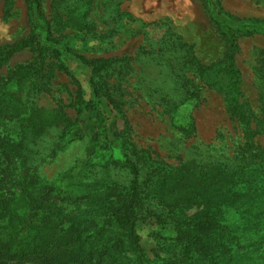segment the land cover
<instances>
[{
    "label": "trees",
    "instance_id": "16d2710c",
    "mask_svg": "<svg viewBox=\"0 0 264 264\" xmlns=\"http://www.w3.org/2000/svg\"><path fill=\"white\" fill-rule=\"evenodd\" d=\"M28 2L42 14V0ZM55 5L58 14L68 12L71 28H94L89 17L79 21L73 5ZM53 20L42 18L29 41L0 48V70L22 47L37 42L41 48L40 67L19 66L0 78V264H152L139 233L144 215L175 230L179 260L170 264H231L240 243H232L237 230L225 216L244 212L262 222L264 164L237 170L196 162L171 167L153 158L130 139L122 103L105 81L114 61L87 62L71 53L62 46L66 23ZM45 43L49 49L41 47ZM48 54L90 67L91 98L79 94L76 120L35 102L48 88ZM107 108L115 113L111 122ZM77 145L82 150L64 167L51 177L43 172ZM209 203L212 212L188 220L187 207Z\"/></svg>",
    "mask_w": 264,
    "mask_h": 264
},
{
    "label": "rangeland",
    "instance_id": "374dc122",
    "mask_svg": "<svg viewBox=\"0 0 264 264\" xmlns=\"http://www.w3.org/2000/svg\"><path fill=\"white\" fill-rule=\"evenodd\" d=\"M64 1L74 6L79 21L93 20L90 33L71 28L68 12L58 14L53 6L56 0H42L39 16L28 0H0V48L29 41L42 18L53 22L57 17L66 23L62 46L71 53L87 62L114 61L105 81L122 103L130 139L140 149L171 167L196 162L237 170L264 164V0ZM43 46L49 49L50 43ZM40 49L37 42L19 49L0 78L19 66L40 67ZM48 55L49 92L35 102L47 110L61 108L76 120L73 103L79 94L91 98L90 67L70 56ZM106 114L111 122L114 111L107 108ZM117 124L124 127L120 119ZM53 142L45 145L46 154ZM81 150L79 145L70 149L43 172L51 177ZM212 207H187L188 220L209 214ZM225 218L238 233L232 243H240L231 264H264V217L260 222L230 211ZM139 233L152 264L179 260L173 227L144 215Z\"/></svg>",
    "mask_w": 264,
    "mask_h": 264
}]
</instances>
